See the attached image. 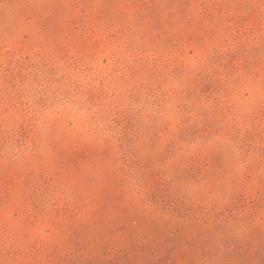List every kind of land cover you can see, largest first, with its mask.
Listing matches in <instances>:
<instances>
[{
  "label": "rangeland",
  "instance_id": "obj_1",
  "mask_svg": "<svg viewBox=\"0 0 264 264\" xmlns=\"http://www.w3.org/2000/svg\"><path fill=\"white\" fill-rule=\"evenodd\" d=\"M0 264H264V0H0Z\"/></svg>",
  "mask_w": 264,
  "mask_h": 264
}]
</instances>
